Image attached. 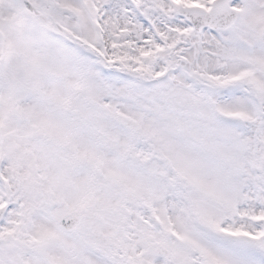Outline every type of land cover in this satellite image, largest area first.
Returning a JSON list of instances; mask_svg holds the SVG:
<instances>
[{
  "label": "snow or ice",
  "instance_id": "snow-or-ice-1",
  "mask_svg": "<svg viewBox=\"0 0 264 264\" xmlns=\"http://www.w3.org/2000/svg\"><path fill=\"white\" fill-rule=\"evenodd\" d=\"M0 264H264V0H0Z\"/></svg>",
  "mask_w": 264,
  "mask_h": 264
}]
</instances>
